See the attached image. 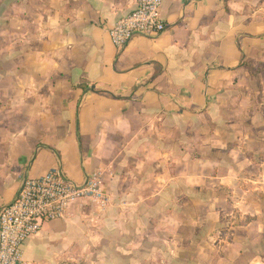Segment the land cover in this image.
<instances>
[{"label": "crops", "instance_id": "crops-1", "mask_svg": "<svg viewBox=\"0 0 264 264\" xmlns=\"http://www.w3.org/2000/svg\"><path fill=\"white\" fill-rule=\"evenodd\" d=\"M0 0V210L23 182L101 175L24 246L30 264H264V0Z\"/></svg>", "mask_w": 264, "mask_h": 264}, {"label": "built area", "instance_id": "built-area-1", "mask_svg": "<svg viewBox=\"0 0 264 264\" xmlns=\"http://www.w3.org/2000/svg\"><path fill=\"white\" fill-rule=\"evenodd\" d=\"M171 0H135L133 11L110 30L113 45L124 49L137 35L157 37L166 31L162 9ZM102 176H92L84 186H76L60 170L39 179L23 182L15 201L0 210V264H30L24 246L43 226L70 217L75 204L105 206L107 194Z\"/></svg>", "mask_w": 264, "mask_h": 264}]
</instances>
